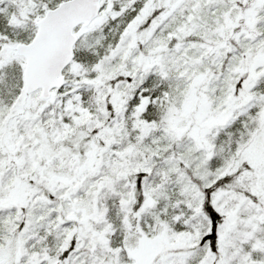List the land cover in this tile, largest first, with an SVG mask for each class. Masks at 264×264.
I'll use <instances>...</instances> for the list:
<instances>
[{
	"label": "snow or ice",
	"instance_id": "1",
	"mask_svg": "<svg viewBox=\"0 0 264 264\" xmlns=\"http://www.w3.org/2000/svg\"><path fill=\"white\" fill-rule=\"evenodd\" d=\"M0 264H264V0H0Z\"/></svg>",
	"mask_w": 264,
	"mask_h": 264
}]
</instances>
